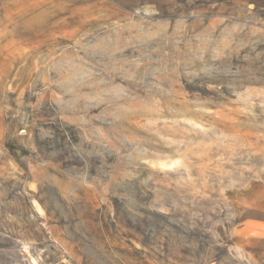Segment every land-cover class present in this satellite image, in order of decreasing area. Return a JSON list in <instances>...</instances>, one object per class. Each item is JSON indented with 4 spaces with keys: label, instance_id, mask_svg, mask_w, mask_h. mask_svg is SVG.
I'll return each mask as SVG.
<instances>
[{
    "label": "rangeland",
    "instance_id": "rangeland-1",
    "mask_svg": "<svg viewBox=\"0 0 264 264\" xmlns=\"http://www.w3.org/2000/svg\"><path fill=\"white\" fill-rule=\"evenodd\" d=\"M0 264H264V0H0Z\"/></svg>",
    "mask_w": 264,
    "mask_h": 264
},
{
    "label": "trees",
    "instance_id": "trees-1",
    "mask_svg": "<svg viewBox=\"0 0 264 264\" xmlns=\"http://www.w3.org/2000/svg\"><path fill=\"white\" fill-rule=\"evenodd\" d=\"M255 3H256V0H255Z\"/></svg>",
    "mask_w": 264,
    "mask_h": 264
}]
</instances>
